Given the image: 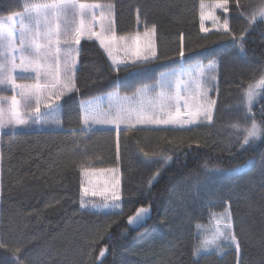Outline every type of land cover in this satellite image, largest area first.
Instances as JSON below:
<instances>
[{
  "label": "trees",
  "instance_id": "obj_1",
  "mask_svg": "<svg viewBox=\"0 0 264 264\" xmlns=\"http://www.w3.org/2000/svg\"><path fill=\"white\" fill-rule=\"evenodd\" d=\"M87 1L114 5L118 35L155 25L157 58L139 69L116 72L96 41L83 40L76 71L79 91L61 102L63 127L0 133V264H13L14 254L23 264H264V139L241 149L237 137L242 134L231 127L244 123V109L238 107L243 89L264 75V21L249 26L230 0L229 27L236 36L244 34L241 51L231 35L201 30L202 0ZM259 3L240 0L241 11L251 12ZM22 10L23 0H0V17ZM181 44L183 58L178 55ZM212 59L218 61L219 95L214 93L211 124L122 129L119 158L114 129L82 130L80 104L114 91V84L122 95H133L182 62ZM262 110L264 99L253 107L257 122ZM143 152L165 153L172 161L161 167ZM107 168L120 170L123 215L80 206L82 170ZM157 169L159 176L149 187ZM149 205L146 224L129 227L128 216ZM227 209L239 255L234 245L224 243L222 254L211 250L197 262L193 249L203 239L198 226Z\"/></svg>",
  "mask_w": 264,
  "mask_h": 264
},
{
  "label": "snow or ice",
  "instance_id": "obj_2",
  "mask_svg": "<svg viewBox=\"0 0 264 264\" xmlns=\"http://www.w3.org/2000/svg\"><path fill=\"white\" fill-rule=\"evenodd\" d=\"M229 3L230 0H215L214 4L205 5L202 0L201 30L210 31L204 27V21L211 20L213 27L231 35L234 45L243 51L244 34L236 36L230 30L228 19L221 22L215 13V9L228 12ZM235 4L249 26L258 19L264 21V0H260L248 13L241 11L240 0H235ZM136 20L137 24L141 23L138 9ZM155 36V25L151 28L145 25L142 34L118 35L114 5L82 0H29L22 12L0 17V91L11 89L14 92L10 97L0 96V133L8 129V134L15 135L34 125L63 127L60 114L63 106L60 102L66 95L79 91L76 66L82 40L98 41L112 61L114 71L128 72L157 58ZM121 52L123 55L118 58L117 54ZM178 55L181 58L185 56L182 44ZM217 72L218 61L215 59L209 60L207 64L199 61L193 64L182 62L180 67L162 72L154 85H144L132 96L121 95L114 84V91L80 104L82 130L111 126L117 133L116 152L119 158L121 125L124 131H128L138 125L167 130L211 124L217 99L209 96V92L215 88L216 96L219 95ZM18 79H30L34 83H17ZM209 84L212 88L208 87ZM260 99H264V75L243 89L238 107L244 109V123L231 125L242 134L237 137L241 149L264 139V110L261 111L259 122L253 115V107ZM142 155L148 162L158 163L161 167L172 161V156L165 153L154 152L150 155L143 152ZM159 172L160 169H157L149 178V187ZM99 173L107 175L96 183L89 179L87 187L82 184V192L84 197H99L100 202L82 199L81 208L91 206L94 211L105 215H123L121 174L118 169H100ZM96 174V170H82L85 177ZM150 218L151 205L142 206L128 216L127 224L138 229ZM213 223L215 227L210 238L205 236L193 249V259L197 262L200 255L213 248L217 249V254H222L221 241L234 245L239 255L240 242L234 233L230 214L216 216ZM3 246L0 241V247ZM14 252H19V249ZM12 261L13 264H23V260L15 254Z\"/></svg>",
  "mask_w": 264,
  "mask_h": 264
},
{
  "label": "rangeland",
  "instance_id": "obj_3",
  "mask_svg": "<svg viewBox=\"0 0 264 264\" xmlns=\"http://www.w3.org/2000/svg\"><path fill=\"white\" fill-rule=\"evenodd\" d=\"M26 2H29V0H23V10H24V4L26 3ZM33 2H34V0H33ZM82 2H88V3H98V2H90V1H87V0H82ZM205 5H212V4H214L215 3V1H205V2H203ZM99 4H104V5H108V4H106V3H99ZM22 10V11H23ZM200 10H201V8H200ZM21 11V12H22ZM19 13V12H18ZM215 13H216V15L220 18V21L222 22L225 18H227L228 19V16H227V12H223V10L222 9H215ZM204 27L205 28H208V29H210V31H208V32H211V31H214V30H217V28H215V27H213V24H212V21L211 20H206V21H204ZM115 28H116V25H115ZM204 32V31H203ZM208 32H204V33H208ZM141 34L143 33V31L142 32H140ZM135 34V33H134ZM134 34H132V35H134ZM127 36V35H126ZM155 47H156V36H155ZM83 41V40H82ZM81 41V42H82ZM97 43H98V41H96ZM99 44V43H98ZM80 46V45H79ZM118 55V58L120 57V56H122L123 55V53L121 52V53H118L117 54ZM110 59V58H109ZM111 61V60H110ZM111 63H112V61H111ZM78 67H79V58H78V61H77V66H76V71H77V69H78ZM30 75V74H29ZM17 83H26V84H31V83H34V81L33 80H30V79H27V80H17ZM208 87H210V88H212V85L211 84H209L208 85ZM8 90H11V89H5V90H3V91H0V96H3V94H6V91H8ZM12 91V90H11ZM214 93L216 94V90H215V88H212V91H210L209 92V96H211L212 98H214L215 99V95H214ZM14 94V92L12 91V95ZM70 95V94H69ZM122 95V94H121ZM68 95H66L65 97H67ZM128 96H132V95H128ZM6 97V96H5ZM64 97V98H65ZM63 98V99H64ZM63 99L61 100V102L63 101ZM60 102V103H61ZM42 111H43V109H42ZM214 116V115H213ZM155 126H142V125H138L136 128H154ZM30 128H37V129H41V128H55V129H59V128H56V127H53V126H47V127H43V126H40V125H34V126H32V127H30ZM97 128H107V129H113L111 126H105V127H99V126H97V127H95V128H93V129H97ZM156 128V127H155ZM122 129H124V126L123 125H121V130ZM6 130H8V129H5L4 131H6ZM23 131V130H22ZM107 169H109V168H107ZM90 170H96V175H93V176H90V177H85V176H83V186L84 187H87L88 186V180L89 179H91L92 181H93V183H96L98 180H102L103 178H104V176H106L107 175V173H105V174H103V175H101L100 173H99V170L100 169H90ZM106 170V169H105ZM118 171H119V173H120V170L118 169ZM121 174V173H120ZM0 198H1V167H0ZM83 199H85V200H96L97 202H100V198L99 197H84V195H83ZM88 209H91L92 210V208H91V206L90 207H88ZM224 213H229L230 214V216H231V213H230V210L229 209H227V210H225L224 212H222V213H219V214H217V215H215L214 217H213V219L216 217V216H218V215H222V214H224ZM213 219H212V221L209 223V224H207L206 226H203L202 228H201V232H202V237H203V239H204V237L205 236H208L209 238H210V236H211V233H212V231L214 230V227H215V225H214V223H213ZM231 220H232V216H231ZM232 227H233V222H232ZM224 243H226V242H224V241H221V247H222V245L224 244ZM228 244V243H227ZM211 250H215V248H213V249H211ZM210 250V251H211Z\"/></svg>",
  "mask_w": 264,
  "mask_h": 264
}]
</instances>
